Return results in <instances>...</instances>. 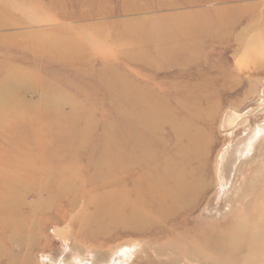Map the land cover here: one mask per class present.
Returning <instances> with one entry per match:
<instances>
[{"label": "rangeland", "instance_id": "1", "mask_svg": "<svg viewBox=\"0 0 264 264\" xmlns=\"http://www.w3.org/2000/svg\"><path fill=\"white\" fill-rule=\"evenodd\" d=\"M0 87V264H264L208 246L264 229V0H0ZM136 95L164 115L130 150ZM165 159L192 190L148 206ZM96 171L142 217L96 212Z\"/></svg>", "mask_w": 264, "mask_h": 264}, {"label": "bare ground", "instance_id": "2", "mask_svg": "<svg viewBox=\"0 0 264 264\" xmlns=\"http://www.w3.org/2000/svg\"><path fill=\"white\" fill-rule=\"evenodd\" d=\"M1 90H4V87H0V91ZM134 98L138 105L143 106L147 108L148 110L150 109V111H152L153 113H152V116L150 117L151 119H147L146 117L139 118L138 116L135 115L136 112L132 111L131 109H124L121 112V115L123 118L127 120L131 118L133 119L132 121H123L125 123L122 125V127L130 126V128L128 129H130L131 132L129 131L130 132L129 135H126L125 137H122L119 140V145H128L132 141V138H133L134 145L132 144V146L130 147V150L140 149L141 147L139 143H142V142L139 139H136V136L138 134L137 132L138 130H136V127H139L140 126L139 124L143 123L147 125V129L150 132H154L156 128L163 122V120H161L162 118L160 119L159 115L160 114L164 115V113L155 112L153 103L152 105L151 104L146 105L145 101L147 99L143 97L142 95H136ZM121 100H122V103L126 104L128 102V97L126 95H122ZM111 103H112V100H111ZM141 111H144L146 113L147 110L143 108L141 109ZM170 124L173 128L176 129V131H174L176 135H178L181 138H185L188 141V146H189V149H187L188 151L185 148L177 151L178 156L180 157V160L184 159L185 161L188 158L189 152H190V155L194 153V150H196V147L199 145V141H200L199 137L198 135H191L187 131V127L184 125L181 126L179 129L178 123L171 121ZM106 138L110 139L107 135H106ZM190 149H192V152ZM118 155H119V152L116 151L113 155V158H118ZM143 157H144L143 159L146 158L147 160H151V158L145 157L144 155ZM103 158H104V155H103ZM139 159H137L138 162L140 161ZM163 163L164 164H163L162 170H163L165 178L164 179L161 178L155 183V184H158L156 185V190H157L156 192L161 196L156 202L148 203V206L149 205L151 206V204L159 206L161 202L164 200H168L169 202L170 201L174 202L175 204L184 203L185 195L191 189V187L185 181V175L181 169H179L177 166H173L171 161L167 162L166 159L164 160ZM116 166L118 168V165ZM97 172L98 171H96V173L90 176L89 182H88L89 185L91 186L90 191L101 192L100 194H98L96 200L92 202L93 207L95 208L96 212H99V210L102 209L101 215L103 216V218H106L108 220L110 219L111 223L115 226L122 225V224H128L131 221H135L136 219H139L140 217H142L138 210V207L128 206L127 203L125 202L124 198L128 192L125 189L104 192L106 191V187L110 186L111 183L103 182L102 180H104L103 178H105V175L100 177L99 173ZM109 173L113 174L114 170L110 168V170L107 171L106 174L108 175ZM98 180H101V182L97 183ZM140 182H143L146 184V189L148 191L147 193H149V196H151V198L154 197L152 195V192H155V189H153L154 187L150 186V181L147 180L146 178H141ZM63 185H66V184H63ZM137 186H138V183L133 182L132 184V192L134 193L133 202L135 205H138V204L144 205V203H142V201L140 200L139 189H137ZM66 188L65 189L63 188L61 192L63 193L66 190ZM120 197H122V201ZM0 203L3 204L4 206L3 213H0V220H2L5 218L4 215H6L8 203L7 204L6 202L4 203L0 202ZM127 209H129V213L125 214L124 212ZM225 210H227V208ZM157 211L158 210H156L155 213H158ZM242 238L243 239L235 242L230 239L225 240L220 237L219 238L213 237L209 241L208 246L215 251V253L217 254L219 258H221L220 256L222 253V255H228V259L232 260L233 258L234 259L237 258L239 256V253L246 251L247 253L250 254L248 255L250 259H252V256L254 257V259L257 257L264 259V229L254 231L250 234H248L247 232H244V235L242 236Z\"/></svg>", "mask_w": 264, "mask_h": 264}]
</instances>
